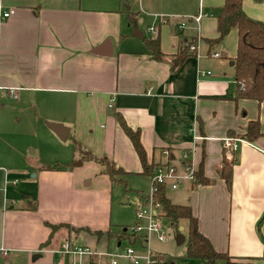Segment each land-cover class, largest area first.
I'll return each mask as SVG.
<instances>
[{"label": "crops", "instance_id": "1", "mask_svg": "<svg viewBox=\"0 0 264 264\" xmlns=\"http://www.w3.org/2000/svg\"><path fill=\"white\" fill-rule=\"evenodd\" d=\"M223 5L224 0H138L136 11L127 0H0V133L4 114L26 107L36 114L28 122L35 124L34 136L55 135L44 120L61 124L94 158L112 161L127 175H142V166L118 118L138 132L153 167L166 160L165 150L179 167L196 134L202 140L193 161L197 168L202 162L203 176L212 183L194 189L183 183L182 205L190 206L198 231L216 252L236 264H264V137L240 138L234 153L223 147L224 139L243 135L251 121L264 134V101L236 98L234 70L227 75L223 62L198 51L203 44L210 56L220 46L216 59H228L233 69L237 31L226 36L225 49L224 39L212 44ZM242 10L264 22V0H242ZM146 20V31L153 30L149 38L140 28ZM153 39L162 59L148 50L146 41ZM106 41L110 46L102 52L109 55L94 54ZM187 47L172 70V60ZM198 72L210 75L198 78ZM0 151H8L3 140ZM29 157L14 165L8 154L0 155V264L98 262L97 256L79 260L56 252L69 242L107 253L106 236L84 231H112L113 183L103 167L93 160L52 167ZM224 158L232 160L229 183L218 174ZM85 165L88 173L80 176L76 167ZM46 224L71 230L51 232Z\"/></svg>", "mask_w": 264, "mask_h": 264}, {"label": "rangeland", "instance_id": "2", "mask_svg": "<svg viewBox=\"0 0 264 264\" xmlns=\"http://www.w3.org/2000/svg\"><path fill=\"white\" fill-rule=\"evenodd\" d=\"M127 1L129 2V6H131L132 9L137 8L136 11L138 10V0ZM171 20H173V18L170 19V21ZM149 24L150 23L148 20H146L145 24L140 26L147 38L151 37L152 35L150 31H146V26L148 27ZM225 39L226 37L221 43L223 48ZM220 48V46H216V48L211 51L210 56H207L205 53V46H203V44H199L198 51L199 55L203 52V56L207 60H218L216 61L218 64L223 62L227 70V75H232L233 69L231 66H229L228 59H216L212 56L214 52H219ZM230 49V47L226 48L227 54L231 52ZM35 115V112L27 109L26 107L24 110H21L17 113L12 111L11 113L4 114V121L1 131L2 134L0 133V141H4L8 151H0V155L8 154L10 158L14 160L12 161V164L14 165H17L18 162H23L25 156H30L29 158L35 159V162L39 164H43L45 166L49 165L52 167H64L65 164L70 165V163V166L73 167V163H83L84 160H81L80 155L74 153V143L72 136L68 137L65 141H61L56 135H53L52 133H48L49 137L44 136L40 132L34 136L35 124L28 122L33 120ZM44 122L46 128H48L46 123L50 121L44 120ZM26 131H30L29 134H27ZM73 158L76 159L75 162L72 161ZM163 158L165 159L164 156ZM229 162L230 161L228 160L227 163ZM86 165L76 167L80 176L88 173ZM10 169L13 168L10 167ZM152 172L154 173V167ZM34 173L35 171H32L30 176H27L26 179H29V177L32 178ZM13 175H16L15 177H17L16 179L18 185L23 183V179L18 177L19 174L13 173ZM120 178L125 180L126 184L124 186L118 183H114L112 185L111 204L109 206L111 230L115 233V235L108 238V241L105 243L107 255H104L105 252L102 251L98 257V260L100 261H98L99 264H105L111 259H115L117 262L116 264H134L133 260L126 253L128 249L133 250L134 256L137 259V264H146V258L149 252H151L150 257H154L155 264H167V257H171L172 260H174V262H172L173 264H207L202 263L199 260H193L191 258L185 257L187 241L178 246L176 245L175 237L180 233L185 237L186 240L188 233V222L184 220L180 221L177 231L173 226H171L169 219L162 216L161 208H159L160 206H156V208H158L156 209L158 215L156 221L159 223L160 232L163 234L166 241L161 242L158 239V235L156 233L147 235L145 230L142 232H136L134 228L137 221V210L146 211V213L142 215L139 225L144 226L146 224L148 212L147 198L149 196L148 193L151 190V180L147 175L138 174L125 175L124 177ZM165 192L171 203L179 205L184 204V190L182 185L176 190H172L167 187ZM23 197L24 195L20 197L21 202L23 201ZM153 202V205H158V203L155 201V197ZM124 229L125 231H123ZM89 234L92 235L91 233ZM157 254L165 255L167 257L161 259L156 258ZM84 261L82 262V260H80L82 264H84ZM85 263L88 264V262ZM215 264H226V262L217 261Z\"/></svg>", "mask_w": 264, "mask_h": 264}, {"label": "trees", "instance_id": "3", "mask_svg": "<svg viewBox=\"0 0 264 264\" xmlns=\"http://www.w3.org/2000/svg\"><path fill=\"white\" fill-rule=\"evenodd\" d=\"M216 20V31L218 36L212 40L213 45L221 43L231 30L237 31L238 40L236 56L233 59H230L233 64L234 82L237 87L236 98L251 99L258 102L264 101V22L248 18L242 10V0H224V5L217 15ZM146 45L155 59H162L164 55L160 51L158 39L148 40L146 41ZM188 48L189 47H187L186 50L179 52L177 59L172 60V70L177 69L180 63L179 61H181L185 56V52ZM118 122L126 136L132 142V145L139 157L142 166V175H148L150 177L153 173V166L147 164L145 152L139 142L138 132L130 130L121 118H118ZM259 137H264V134L260 132L258 121L249 122L246 132L241 136H237V138H241L246 141H252ZM73 143L74 153L80 155V158L85 161L93 160L97 164L101 165L103 167L102 174L108 176L113 184L118 183L123 186L126 184V181L120 177H124L127 173L121 168H117L112 161H108L106 158H94L90 152L85 150L77 141L73 140ZM231 166L232 162L227 163L224 158L222 169L218 171L220 178L224 179L228 183L231 180ZM210 183L212 182L203 176L201 162L197 173L195 174V181L191 184V186L194 189L199 185H208ZM155 201L158 203V206H160L159 208H161L162 216L168 218L171 226H173L177 231L180 221L184 220L188 222L185 257L193 260H199L202 263L207 264H215L217 261H225L226 264H236L232 262L231 258L227 254L216 252L210 241L198 231L197 220L193 217L189 205L171 203V201L166 197L165 188L163 186L158 187L157 194L155 195ZM46 225L50 228L51 232H54L62 227L70 229L68 225L64 224ZM84 231L91 233L89 230ZM91 234L97 237L104 235L107 238L115 235L112 231H107L105 233L95 232ZM261 240L264 242V238H261ZM164 257L167 256L161 254L156 255V258L161 259ZM167 258V264H173L172 262H174V260H172L171 257Z\"/></svg>", "mask_w": 264, "mask_h": 264}, {"label": "built area", "instance_id": "4", "mask_svg": "<svg viewBox=\"0 0 264 264\" xmlns=\"http://www.w3.org/2000/svg\"><path fill=\"white\" fill-rule=\"evenodd\" d=\"M10 15V12L4 13L3 17H8ZM196 23H199L200 17H195L193 18ZM149 31H153L152 29H149ZM196 50L195 46L190 47V51L194 52ZM214 58H219L220 54L218 52L213 53L212 55ZM210 75L209 72H198V78H202L204 76ZM241 90V88H240ZM16 90L14 89H8V92L10 96L16 97ZM202 140V138L196 134L193 135V144L192 147L184 151L183 153V159L182 163L180 164L179 167L175 166L174 164H171L170 161V154L168 150H165L163 152V156L166 158L165 161H160L158 164L154 166V173L150 176L151 180V190L149 191V196L147 198L148 204V212H147V219H146V224L144 226H140L139 222L140 219L142 218V215L146 213V211H141L137 210L136 213V226L134 230L136 232H142L145 230L147 235H150L151 233H156L158 235V239L161 242H165L166 239L163 236V234L160 232V225L156 221L157 218V211L156 206L158 205H153V199L155 195L157 194L158 187L163 186L165 189L169 187L172 190L178 189L184 182L192 184L195 181V174L197 173L198 168L194 164V153H195V148L197 146V143ZM242 140L240 138H226L223 141V147L228 150L230 153H234L238 149V144L241 143ZM13 183H16L13 182ZM146 207V206H145ZM57 254L65 255V256H72L82 259L85 257H93L97 256L99 257L100 254H97L96 252L80 247V246H72L69 242L63 245L60 251L56 252ZM127 255L133 260L134 264H137V259L134 256L133 250L128 249L126 251ZM104 255H107V253H104ZM151 252L148 253L147 258H146V264H155V259L154 257H150ZM115 259H111L110 261H107L105 264H116ZM72 264H82L80 261L77 263L73 262ZM93 264H99L98 262L93 263Z\"/></svg>", "mask_w": 264, "mask_h": 264}, {"label": "water", "instance_id": "5", "mask_svg": "<svg viewBox=\"0 0 264 264\" xmlns=\"http://www.w3.org/2000/svg\"><path fill=\"white\" fill-rule=\"evenodd\" d=\"M137 38H140V36L135 35ZM106 46H110L109 42L106 41L104 42L100 47L95 48L93 50L94 54H101V55H109L106 54L105 52H102V50L106 47ZM47 127L57 136V138H59L61 141H65L68 138L70 129L68 127H65L61 124H57V123H51V122H47L46 123ZM81 162L78 163V165H80ZM181 230V229H180ZM125 231V229H124ZM175 242L176 245H181L185 242V237L182 234H178L175 237ZM37 256H35L33 259H36Z\"/></svg>", "mask_w": 264, "mask_h": 264}]
</instances>
